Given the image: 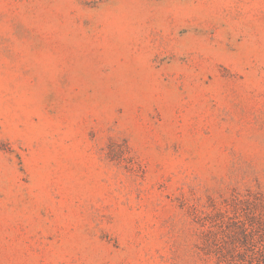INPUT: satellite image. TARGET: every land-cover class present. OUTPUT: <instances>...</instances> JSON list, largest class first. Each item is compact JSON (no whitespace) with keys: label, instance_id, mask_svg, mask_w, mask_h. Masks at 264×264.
<instances>
[{"label":"rangeland","instance_id":"1","mask_svg":"<svg viewBox=\"0 0 264 264\" xmlns=\"http://www.w3.org/2000/svg\"><path fill=\"white\" fill-rule=\"evenodd\" d=\"M0 264H264V0H0Z\"/></svg>","mask_w":264,"mask_h":264}]
</instances>
